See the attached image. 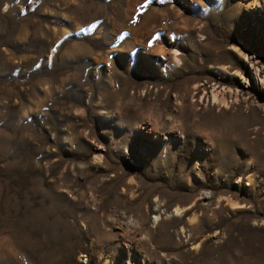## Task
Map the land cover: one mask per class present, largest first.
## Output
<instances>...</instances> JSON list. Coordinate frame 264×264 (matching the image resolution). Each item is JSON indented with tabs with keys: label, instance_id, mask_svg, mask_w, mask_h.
I'll use <instances>...</instances> for the list:
<instances>
[{
	"label": "rangeland",
	"instance_id": "1",
	"mask_svg": "<svg viewBox=\"0 0 264 264\" xmlns=\"http://www.w3.org/2000/svg\"><path fill=\"white\" fill-rule=\"evenodd\" d=\"M0 264H264V0H0Z\"/></svg>",
	"mask_w": 264,
	"mask_h": 264
},
{
	"label": "bare ground",
	"instance_id": "2",
	"mask_svg": "<svg viewBox=\"0 0 264 264\" xmlns=\"http://www.w3.org/2000/svg\"><path fill=\"white\" fill-rule=\"evenodd\" d=\"M157 52H158L161 56L165 54L164 50H163L161 47H158ZM171 59H172V61H174V62L177 63V64H180V63H181V60L178 58V55H177V52H176V51H174V52L172 53V57H171ZM254 76L257 77V72L254 73ZM256 79H258V77H257ZM258 81H259L260 83H263V80H262V79H258Z\"/></svg>",
	"mask_w": 264,
	"mask_h": 264
}]
</instances>
